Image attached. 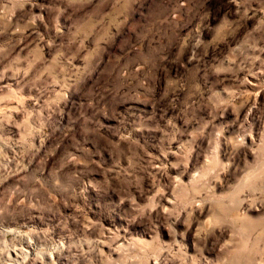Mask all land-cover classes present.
Listing matches in <instances>:
<instances>
[{"label":"rangeland","instance_id":"374dc122","mask_svg":"<svg viewBox=\"0 0 264 264\" xmlns=\"http://www.w3.org/2000/svg\"><path fill=\"white\" fill-rule=\"evenodd\" d=\"M0 264H264V0H0Z\"/></svg>","mask_w":264,"mask_h":264},{"label":"bare ground","instance_id":"6f19581e","mask_svg":"<svg viewBox=\"0 0 264 264\" xmlns=\"http://www.w3.org/2000/svg\"><path fill=\"white\" fill-rule=\"evenodd\" d=\"M17 256V255H16ZM13 260V259H12Z\"/></svg>","mask_w":264,"mask_h":264}]
</instances>
